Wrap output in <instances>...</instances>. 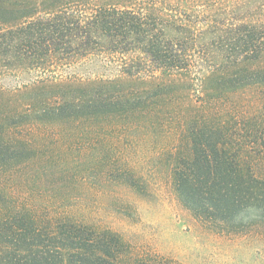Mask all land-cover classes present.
Returning a JSON list of instances; mask_svg holds the SVG:
<instances>
[{"label": "trees", "instance_id": "1", "mask_svg": "<svg viewBox=\"0 0 264 264\" xmlns=\"http://www.w3.org/2000/svg\"><path fill=\"white\" fill-rule=\"evenodd\" d=\"M49 1L61 6L35 17L0 0V92L40 89L0 121V264H175L91 215L147 195L129 155L95 149L125 130L140 145L172 137L159 155L196 220L228 236L264 227V110L230 104L248 90L264 99V67L252 66L264 0L186 11ZM176 76L198 87L184 105Z\"/></svg>", "mask_w": 264, "mask_h": 264}, {"label": "rangeland", "instance_id": "2", "mask_svg": "<svg viewBox=\"0 0 264 264\" xmlns=\"http://www.w3.org/2000/svg\"><path fill=\"white\" fill-rule=\"evenodd\" d=\"M21 6L26 10L34 11V15H42L49 10H57L61 5H52L49 0H7ZM95 4L113 5L117 7L145 8L153 10L173 9L186 11V8H199L205 5L201 0H88ZM215 6H230V0H212ZM264 67V55L261 60L252 65ZM27 81V79L25 80ZM166 80H160L163 83ZM7 84L13 82L6 81ZM188 78L176 76L174 95L182 105L188 102L187 96L193 98L198 94L193 86L186 89ZM151 82L141 85L142 88H150ZM194 88V91H192ZM36 88L29 92H0V121L13 114L15 110H23L32 93H39ZM251 91V92H250ZM186 98H181L185 96ZM190 97V98H191ZM247 100V101H245ZM230 104H236L238 111L247 112L259 104L258 109L264 110V99L254 90H248L240 97H231ZM78 128L81 130L80 124ZM76 127L75 124L63 125L57 132L65 134L67 130ZM94 131L99 130V125L92 126ZM55 130L49 128V131ZM132 130L123 133L108 134L109 143L97 144L98 151L105 152L113 148V152L120 157L129 155L138 170L143 174L142 183L147 184V195L139 196L127 194L130 208L125 205L108 203L106 210L92 208L91 215L97 221L110 226L120 232L122 236L133 246L147 251L153 256L162 257L175 264H264V227H257L252 232L245 231L238 235H225L209 229L205 224L196 220L177 199L173 190L172 179L169 177L165 154H160L161 146H166L172 137L159 133L151 143L140 145L139 142H130ZM48 141V140H47ZM168 144L167 146H170ZM52 145L47 144L43 150H50ZM57 149V147H55ZM159 150V151H158ZM143 151L149 154H142ZM75 152H70L71 154ZM140 152V156H133ZM123 153V155H121ZM163 156V157H162ZM75 164L76 161L74 162ZM81 164V163H79ZM93 167L95 161L86 162ZM45 162H36L31 166H42ZM58 165V164H57ZM79 166V165H78ZM126 202L125 199H121ZM116 210H123L125 215H117Z\"/></svg>", "mask_w": 264, "mask_h": 264}]
</instances>
